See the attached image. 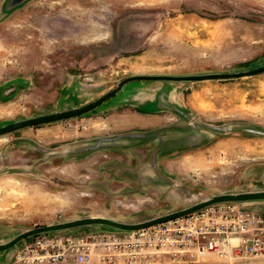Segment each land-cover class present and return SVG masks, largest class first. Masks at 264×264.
I'll return each mask as SVG.
<instances>
[{"label": "rangeland", "instance_id": "374dc122", "mask_svg": "<svg viewBox=\"0 0 264 264\" xmlns=\"http://www.w3.org/2000/svg\"><path fill=\"white\" fill-rule=\"evenodd\" d=\"M261 66L264 0H0V126L85 105L135 75ZM255 190H264V74L130 82L88 113L0 135V243L40 225L139 222ZM23 245L1 251L0 264H47L19 258Z\"/></svg>", "mask_w": 264, "mask_h": 264}, {"label": "built area", "instance_id": "2783aa9c", "mask_svg": "<svg viewBox=\"0 0 264 264\" xmlns=\"http://www.w3.org/2000/svg\"><path fill=\"white\" fill-rule=\"evenodd\" d=\"M19 258L47 264H253L264 257V210L222 202L156 225L23 240ZM214 256L222 263L209 259Z\"/></svg>", "mask_w": 264, "mask_h": 264}, {"label": "water", "instance_id": "95a60500", "mask_svg": "<svg viewBox=\"0 0 264 264\" xmlns=\"http://www.w3.org/2000/svg\"><path fill=\"white\" fill-rule=\"evenodd\" d=\"M261 74H264V66L249 71L236 72V73H210V74H197V75H185V76L135 75L128 77L123 81L118 82L117 87L115 89L103 94L102 96H99L95 100L85 105L76 106L61 111H54L51 113L21 118L3 124L0 126V135L17 131L25 127L38 126L41 124L51 123L54 121H61L67 118L76 117L88 113L91 110L99 107L108 98L120 92L123 89V87L130 82L154 81V82H166V83H197L203 81H227L233 79H240L244 77L258 76ZM255 201H264V190L215 194L210 197L204 198L188 207L173 212H169L166 214H162L159 216H155L150 219L139 222L128 223V222L117 221L109 217L88 216V217L76 218L73 220H68L54 224L40 225L34 228L24 230L16 234L10 240L4 243H0V252L15 246L18 242L24 239H27L29 237L41 233L65 231V230H70L84 226H91V225H102L115 230L131 231L139 228L148 227L151 225H156L158 223H162L178 217H182L216 203H222V202L243 203V202H255Z\"/></svg>", "mask_w": 264, "mask_h": 264}, {"label": "crops", "instance_id": "0c3cea01", "mask_svg": "<svg viewBox=\"0 0 264 264\" xmlns=\"http://www.w3.org/2000/svg\"><path fill=\"white\" fill-rule=\"evenodd\" d=\"M246 203H251V202H246ZM246 206H249V204H245ZM264 205V204H263ZM261 208H264V207H261ZM104 217V216H103ZM110 218V217H109ZM209 259L210 260H212V262H214V263H222L223 261L222 260H220V259H218V258H216V257H214V256H210L209 257Z\"/></svg>", "mask_w": 264, "mask_h": 264}]
</instances>
